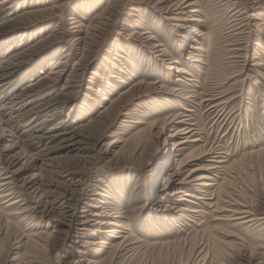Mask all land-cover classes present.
<instances>
[{
  "label": "rangeland",
  "instance_id": "1",
  "mask_svg": "<svg viewBox=\"0 0 264 264\" xmlns=\"http://www.w3.org/2000/svg\"><path fill=\"white\" fill-rule=\"evenodd\" d=\"M193 1L201 11V14H195H199L204 22L183 19L192 14L188 12L193 9L190 7L180 14L182 20L165 19L148 0H137L136 5H130L127 0H8L0 20L31 12L11 24L15 29L13 32L0 31V61L12 54L27 52L19 58L25 74L22 73L23 77L8 90L0 91V106L23 91L30 78L47 75L61 56L64 62L56 70L64 73L63 78L75 68L74 75H84L80 79L71 76L67 91L71 95L69 99L76 94L73 101L60 109V113L48 116L49 121L43 122L39 129L44 131L67 117L63 128L66 131L85 125L92 118L95 122L83 127L81 133L88 138L82 144V151H52L50 156L55 160L49 164L43 152L34 170L32 158L29 160L31 150L26 155L23 153L20 163L10 169L16 171L9 184L16 198L9 200L10 203L0 196L3 198L0 200V264H264V227L261 231L245 233L234 224L235 220L225 219L226 213L229 214L227 211L224 213L219 209L220 205L222 209L239 206L231 199L234 197L245 200L256 210L264 209V64L257 65L264 63V0ZM169 2L164 0L163 4ZM170 6L171 9L175 7ZM43 9L49 13L41 14ZM70 17H75L81 25L76 32L69 28ZM178 24L186 27L179 28ZM194 25L204 33L196 36L197 42H191L190 37L194 35L191 34ZM145 30L163 44L170 57L181 61V67L189 74L174 72L167 59L163 64L140 41L127 38L133 31ZM77 37H81L78 43L73 41ZM183 39L186 40L184 49L181 47ZM190 43L201 47L197 54L200 62L187 59L192 50L187 48ZM106 57L111 62L105 60ZM114 63L123 72L113 68ZM95 70L101 73L100 76H95ZM112 73L120 76L124 83L109 77ZM107 81L112 86L108 87ZM139 81L145 85H141L137 100L121 112H107L104 117H99L104 106H109L121 91ZM63 82L47 91L46 100L65 91L61 87ZM99 88L102 91L94 99L96 101L83 96L84 93L95 96ZM176 89L182 90V97L187 96V99L175 95L172 90ZM221 101L226 102L219 106ZM24 107L22 104L16 110ZM53 109L54 106L49 105L35 116H28L30 119L27 120L33 125ZM128 110L132 113L131 118L125 114ZM175 115L185 118L186 125L192 123L197 131L195 138L200 139L189 142L185 151L169 150L179 139L167 136L181 123H177L176 118L175 125L169 127L162 119ZM127 119L146 122V131H151L153 136L146 141L133 137L144 124ZM155 119L159 121L152 122ZM28 121L16 132H22ZM112 141L115 143L111 144ZM7 142H0V160H5L8 155L4 150ZM201 145L224 156L225 165L230 168L225 174L219 171L214 178L218 183L225 176L231 178L225 189L233 193L232 197H222L224 202L220 200L216 207L205 205L204 199L185 196L186 186L176 197L170 194L174 186L168 188L166 195L151 189L152 184H157L160 189L169 181L176 161ZM35 146L34 150L43 147ZM170 152L169 168L160 170L159 166ZM214 154L210 152L189 161L186 167L178 168L179 174L173 179L183 178L195 168L198 170L193 175L207 173L204 167L211 164ZM194 156L196 153L190 157ZM32 173L39 176L35 180L38 186L28 184ZM102 192L106 197L99 195ZM190 192L194 197L203 195L202 190ZM102 200L105 202H100ZM93 203L101 204L94 208L101 213L100 221L114 219L107 215L120 214L115 219L124 223L125 228L114 227L118 229L116 233L107 232L111 228L107 225L97 227L106 233L98 232L96 227L94 233L93 230L84 234L75 229L68 230L66 210H74L80 216L81 211L89 210ZM180 206L198 211H177ZM213 226L216 228L208 229ZM48 232L51 235H45ZM116 234L123 236L112 237ZM98 237L107 243L104 247L92 244L99 240ZM235 242L237 245L233 244Z\"/></svg>",
  "mask_w": 264,
  "mask_h": 264
},
{
  "label": "bare ground",
  "instance_id": "2",
  "mask_svg": "<svg viewBox=\"0 0 264 264\" xmlns=\"http://www.w3.org/2000/svg\"><path fill=\"white\" fill-rule=\"evenodd\" d=\"M173 1L174 0H170L169 3L172 6H175L172 9H174V10L178 9L175 12L171 11L172 9H171L170 4H167V5L163 4L164 0H148V2L150 4L152 3L151 5L153 6V9L155 11L161 13L162 17H164V18L166 17L169 20L170 19L171 20H178L180 18L179 17L180 14L183 15L184 9L186 10L188 7H190V8H193V9L191 11H188V10L187 11L188 12H192V14L189 17H183V19H186L189 22H192V21H196L197 23H198V21L204 22V19L200 18V16H198L199 14H201V11L197 9V6L195 5L196 1L184 0L183 2H180V3H178L179 1L178 2L177 1L173 2ZM7 2H8V0H0V5L4 3L3 7H0V13L5 10V7L7 8V6H6ZM127 2L130 5H136L137 4V0H127ZM165 3H167V2H165ZM256 4L257 3H255V5ZM40 11H42L41 14H43V13L44 14H48L49 13V11L47 9H43V10H40ZM30 12L31 11H25V12L21 13L20 15H16V16H14L12 18H8L7 20H2L1 19L2 21L0 20V31L1 30H5V32H13L15 29L11 28V27H14V26H11V24H16V23H14V21H17L18 19H20V17L26 16V14H29ZM195 12H197L199 14H195ZM71 19L72 20L69 22V24L71 26L69 28L72 29L71 32H76V31L79 30L81 25H80L79 21L77 19H75V17H72ZM180 20H182V19L180 18ZM243 21H245V20H243ZM180 25L181 24H178L177 26L179 28H182V29H184L186 27L185 25L184 26H180ZM182 25H183V23H182ZM15 26H17V25H15ZM145 31L140 32V33H137V31H133V34H130L132 36L128 35L127 38L128 39L135 38L136 40L140 41V44H142L143 47H145V48L146 47L149 48V50L148 49L147 50L149 52H151L156 58H158L161 62H163V64H164V60L167 59L169 61V65H170L169 68L171 70H174V72L179 73V74H181V73L189 74V72H187L185 69H183L181 67V65L183 64V63H181V61L176 60L175 57H170L171 54L168 53L164 49L163 44L161 42H158L157 39L155 37H153V34L152 35L148 34L149 32L148 31L145 32ZM5 32H3V33H5ZM192 33L194 35L190 36V37H192L191 38V42H197L198 37L196 38V36H203V34H204V33H202V31L200 29L197 28L196 25L193 26L191 34ZM183 36H185L184 38L186 39L187 36L186 35H183ZM80 39H81V37H77L73 41L78 43L80 41ZM181 42H183L181 44L182 45L181 47H182V49H184L183 45L186 43V40L183 39ZM187 48L192 49V50L189 51V53H188L189 55H188L187 59H189L190 62H200L201 58L197 54H198V51L201 50V47L199 45L194 44V43L193 44L190 43V44H188ZM120 50L123 51V49H121V48H120ZM24 52L27 53L26 51H21L19 53L10 55L7 59L4 58V60L0 61V91L1 92L5 91V90H8L12 84L17 83V81L20 80L23 77V74H25L24 73V70H25L24 68L25 67L22 66L23 64L19 60L20 56L25 54ZM116 54L117 53H115V55ZM62 60H63V58H61V56L59 58H57L56 61L54 62L55 65L52 66V68L49 70L47 75L44 74L45 76L41 75L42 77L40 76V77L30 78V80H28V82L26 84H24V87L23 88L21 87L23 91H21L18 94L14 95L13 98L11 97L12 99L10 98L11 100H8L7 102L3 103L0 106V142L4 141V140L9 141V142H7V144L5 145V148H4L5 151H8V155H7L6 159L4 158L5 160H0V165H2V166L4 165L3 167L0 166V196H4V198H7V201H9V200H11L13 198L14 199L16 198L15 197V193L13 194L12 189L9 188V184H12V182L10 181V179L12 178V174H14V172H16V171H13V170L11 171L10 169L13 166L17 165L18 163H20L21 157H23L24 154L26 155V152L32 150V152L29 153V155H30L29 156L30 157L29 160L32 158L30 160V162H31V165H32L31 167L34 169V168H36L37 161H40V156L42 155L43 152H44V156L47 155L46 158L45 157L44 158L47 159L46 161L49 164V163H51V160L52 161L55 160V158L50 156V153H52V151H56V150H59V149H65L66 151H69V152H72V151H75V150L82 151V149H83L82 144H83L84 140L86 138H88V137H85L86 135H83L81 133L82 130H83V127L85 129V126H87L88 123L90 124V123L95 122V120H94L95 118H92V120H90L87 124H85V125L82 124L80 126L78 125V127H74L75 129H70V130L66 131L63 128H64V126H66V122L68 121V119H67L68 117L67 118L65 117L66 118L65 121L64 120H61V121L58 120L57 123L54 122L55 124H53L51 127L47 128L46 130L43 131L41 129L42 126L44 125L43 122L49 121L48 116H51V115H53V114H55L57 112L60 113L62 108L66 107V105L68 103H71L73 101V98L75 97L76 94L74 95V97L72 99H69V97L71 95L68 93L69 91H67L68 84H70V82L72 81L71 76H76L77 77L76 79H80V78H82V75H84V73L80 74L79 76H78V74L74 75V72H75V69H76L75 68L74 70H71L70 73H68L65 78H63L64 73H62L60 70H56L57 68L60 67L61 64H63L64 61H62ZM105 60L110 61L107 57L105 58ZM75 63H77V61ZM263 64L264 63H258L257 65H263ZM112 66H113V68H116L120 72H123L122 68L119 67L118 65H116L115 63ZM235 66H238V65H235ZM98 68H100V66ZM98 68H97V70H98ZM33 69H31V71ZM78 70H79V68H78ZM40 72L43 73V71H40ZM26 73H27V71H26ZM94 74H95V76H100L101 73H97V71L95 70ZM109 77H111L113 79L115 78V81H117V82H123L124 83V80L120 76H118L116 73L115 74H113V73L109 74ZM62 80H64V82L61 85V87L65 91L63 93H59L57 96H55V98L53 97L54 99L48 98V100H46L47 91L51 90L54 86H56L58 82H62ZM176 80L179 81L180 78H177ZM107 83L109 84L108 87L112 86V84L109 81H107ZM141 85H145V84H143V82L139 81L137 84H133L130 87L126 88L125 90L121 91V92L119 91L120 92L119 96L117 98L113 99L109 106H107V107L104 106V110L102 111V114L99 117H104L106 115L105 113H107V112L114 111V112L118 113V112H121L122 109H126L132 102H134L135 100H137V98L140 97V93H141L140 90L142 89ZM24 88H26V89L24 90ZM91 89H93V88H91ZM101 91L102 90H100V88H99V89L96 90V95L95 96H90L88 93H84L83 96L85 95V97H87V99H91L92 101H96L94 99L100 96ZM172 92H174L175 95L180 96L181 98L187 99V96L182 97L183 96V95H181L182 90L178 91V89H176V90H172ZM216 98H218V97H215L214 100ZM222 99H219V100H222ZM37 100L40 101L41 103L40 102L39 103H35V101H37ZM224 102H226V101H221L218 105L220 106L221 104H224ZM22 104L25 105V107L26 106L27 107L26 108L24 107L23 109L20 108L21 110L17 109L18 110L17 111L16 110L17 106H21ZM49 105H53L54 106L53 111L51 113L47 114L46 116H44L43 119L39 120L37 123L31 125L32 122L31 121L29 122L27 120V119H30V118H28V116H31V115L35 116L39 111H41L43 108H45V107H47ZM214 106L215 105H213L212 107H214ZM183 108H185V107H183ZM68 113H70V112H68ZM125 114L131 118L132 113L129 110L125 111ZM180 116L181 115H175V116L165 117V118L162 119L164 122H166V125L169 126V127L175 125L174 122L177 120L176 118H178V120L176 122L177 123H181V125L173 133H171V134H169L167 136L168 138L177 137L179 139V140L174 142L173 146L169 147V150L170 149L171 150L175 149L177 152L187 150L186 147H187V145H189V142H195V141L197 142V140H200V139L195 138V133L197 131L196 132L194 131V128H193L194 125L192 123H189L188 125H186L187 123H185V118H182ZM26 121H28L29 123L26 124L24 130H22V132H19V133L16 132V129L18 127H20L23 122L26 123ZM127 121L128 122H134V123H137V124H144V126L142 128H139V130H137L134 133L133 137H135L137 139L145 138L144 140L146 141V138H148L150 136H153L151 131H146V122H144L142 120H138V119H136V120H134V119L128 120L127 119ZM158 121L159 120L155 119L152 122H158ZM54 125H56V126H54ZM58 125H60V126H58ZM148 125H150V123ZM39 127H41V128L39 129ZM125 127H127V126H125ZM13 138H14V140H13ZM144 140H142V141H144ZM165 141H167L166 138H165ZM50 143H51V145L49 146L48 144H50ZM113 143H115V141L111 142V144H113ZM35 145H37V146L41 145L43 147L42 148L40 147L41 149L38 148V149L34 150L36 148ZM208 150H209V148H207V147L205 148V145H201L200 147L190 151L191 153H187V155L185 157L179 158L176 161V167L173 168V172L169 174V181H166V183L163 184V186L160 189H158L159 186L157 184H155V185L152 184L151 189H155L157 191L159 190L161 195H166L168 188L170 186H174V188H173V190H172V192L170 194H171V197H176V195H178L179 193L182 192L181 189L183 188V186H186L188 189L185 190V192H184L185 196H189V197L195 198L197 200H203L204 199V201H206L204 203L205 205H207V206H213L214 205V206L218 207V205L220 204V200L222 202H224V198H222V197H229V196L232 197L233 193H231V192H229L228 190L225 189V186L228 183H230L231 178L225 176V177H223L222 181L220 183H218L214 177L218 176L217 173L219 171H221V172L223 171L224 174L227 173V170H229L230 167L228 165H225V160H224V156L223 155L216 154V152H214V150L211 151V147H210V150L209 151ZM210 152L211 153H215V154L212 156L213 159H211V164H208L207 167L206 166L204 167V170L207 173H204V174H201V175L200 174L193 175V173L196 172V170H198V169L195 168V169H192L185 177H183V178L177 177V178L173 179V176H177V174H179L180 170L178 168H181L183 166L186 167L189 164V161H191L193 159H196V158H201L203 155L205 156L206 154H208ZM192 153H196V156H194L193 158L190 157V156H192ZM170 155L172 156V152H170L168 154V157H165L163 159V162L159 166L160 170H162V169H164L165 167L168 166V164H169L168 160H170ZM0 159H1V157H0ZM48 161H50V162H48ZM41 162L43 163L44 161H41ZM56 162H58V161H56ZM24 165H26V164H24ZM39 166H41V163H40ZM167 168H169V167H167ZM41 170H42V168H41ZM66 171H68V170H66ZM36 174L32 173L31 180L28 181V184L31 183V185H30L31 187H32V185H35V184L37 185L38 181H35V180L39 176H37ZM59 175H61V174H59ZM154 177H156V174L154 175ZM23 180L24 179H22V181ZM211 181H213V182H211ZM232 182H234V181H232ZM39 183H41V182H39ZM40 185H42V183ZM25 187H27V186H25ZM207 189H210L209 190L210 192ZM37 190H39V189H37ZM192 190H202L203 195H208V196L199 195V196H195L194 197V194L192 192H190ZM207 191L209 193H207ZM57 193H59V192H57ZM62 195H64V194H62ZM99 195H101L103 197H106V194H104V192L99 193ZM234 198H231V199H233L234 202H236L239 206H234L232 208H227V209H225L226 207H224V209H222V206L220 205L219 206L220 212L224 211V213H225V211H227L229 213L228 215L226 213V216H228L226 218L222 217V216H220V217L228 219V220H233V221L235 220L234 224L239 226V227H241L242 229H244L245 233L246 232L248 233L250 231L254 232V230H255V232H257L256 230H260L261 231L263 229V227H264V209L256 210L254 207L248 205L245 202V200H242V199L240 200L239 198H235V199H238V200H235ZM1 199H3V198H1ZM18 199H19V197H18ZM53 199H55V198H53ZM102 199H104V198H102ZM182 200L186 201V200H188V198H183ZM7 201H6V203H7ZM238 201H240V202H238ZM100 202L104 203L105 201L102 200ZM100 205L101 204H97V205L96 204L94 205V203L90 204L89 207H91V208L90 209L87 208L89 210H82L81 212H83V214L82 215L80 214V216H77L76 211H74V210L70 211L68 209L69 210L68 211V210L65 209L66 212L64 210H61V211H64L65 212L64 215H66L68 217V218H66L67 221L65 223L66 226H67V229L68 230L69 229H75V231L78 232V233H80V232L81 233H83V232L87 233L90 230H93L94 227H96V228L97 227H100V228L103 227L104 228L106 226H103V225H107L109 227L111 226V228L109 230H107V232L116 233L118 229L115 230L116 228H114V227L125 228V226H124L125 224L124 223H121L120 220L115 219V218L120 217V214H115L114 216H111V215H107V213H105L107 215V217L109 216L111 218H114L115 220L109 218L107 220H103L102 219L103 221H100L98 218H99V216H101V213L97 212L96 211L97 209L96 210L94 209V208L100 207ZM7 206H8V204H7ZM64 206H66V205H64ZM68 206L70 207V205H68ZM45 207L47 208V205ZM166 207H169V206H166ZM169 208L171 209V207H169ZM62 209H64L63 206H62ZM101 210H103V209H101ZM57 211L59 212L60 210H57ZM177 211L197 212L198 209L196 210V209H193V208L180 206ZM62 215H63V213H62ZM50 216H51V214H50ZM103 216H105V215H103ZM76 217H79V219L76 218ZM60 219H62V218H60ZM97 219H98V221H97ZM218 219H220V218H218ZM57 220L59 222H62L59 219H57ZM216 226H218V225H216ZM215 228L216 227L213 226V227H210L208 229H215ZM217 228H219V227H217ZM97 229H98V232H105V231H102V229H99V228H97ZM78 230H82V231H78ZM94 231H96V229L93 230V233H94ZM259 234H261V233H259ZM31 235L35 236L37 234L31 233ZM45 235L49 236V235H51V233L48 232ZM122 236L119 235V234L112 235V237H117V238H119V237L121 238ZM242 236H243V233H242ZM98 239H99L98 241L93 242L92 244H97V245L99 244L102 247H104V245L107 244L101 237H98ZM237 239L241 240V237H239V238L237 237ZM121 241H123V238H122ZM241 241H243V240H241ZM83 242H86V241H83ZM81 244H82V242H81ZM233 244L237 245L236 242L233 243ZM226 254L228 255L229 252H227Z\"/></svg>",
  "mask_w": 264,
  "mask_h": 264
}]
</instances>
